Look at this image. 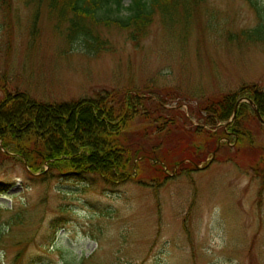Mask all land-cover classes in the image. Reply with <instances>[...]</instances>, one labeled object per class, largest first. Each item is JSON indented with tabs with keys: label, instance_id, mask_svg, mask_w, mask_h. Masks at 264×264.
I'll use <instances>...</instances> for the list:
<instances>
[{
	"label": "rangeland",
	"instance_id": "374dc122",
	"mask_svg": "<svg viewBox=\"0 0 264 264\" xmlns=\"http://www.w3.org/2000/svg\"><path fill=\"white\" fill-rule=\"evenodd\" d=\"M39 2L0 4V78L32 98L129 90L188 114L201 96L264 86V45L230 39L259 22L249 0H202L188 23L156 14L139 42L90 24L106 41L98 53L71 43L68 23ZM211 159L193 171L167 168L161 183L144 162L140 178L118 184L30 175L23 162L0 159V264H264V167Z\"/></svg>",
	"mask_w": 264,
	"mask_h": 264
},
{
	"label": "trees",
	"instance_id": "16d2710c",
	"mask_svg": "<svg viewBox=\"0 0 264 264\" xmlns=\"http://www.w3.org/2000/svg\"><path fill=\"white\" fill-rule=\"evenodd\" d=\"M44 1L50 14L68 23L71 43L78 41L87 52L98 53L106 41L90 24H113L139 42L156 14L165 22L188 23L202 0ZM249 1L259 22L230 34V39L264 45V10L257 0ZM104 9L110 16H100ZM9 84L6 76L0 78V159L23 162L30 175L50 170L72 177L98 174L118 184L140 178L142 163L147 162L152 179L161 183L168 176L165 166L193 171L214 152L216 159L241 161L256 171L264 167V123L248 104L239 106L227 127L218 125L232 117L237 100L245 96L264 118V86L259 84L192 99L188 114L182 104L169 109L161 100L129 90H103L71 102L49 103L12 90ZM195 119L203 125H195Z\"/></svg>",
	"mask_w": 264,
	"mask_h": 264
},
{
	"label": "water",
	"instance_id": "95a60500",
	"mask_svg": "<svg viewBox=\"0 0 264 264\" xmlns=\"http://www.w3.org/2000/svg\"><path fill=\"white\" fill-rule=\"evenodd\" d=\"M240 101H249L250 105L252 106V108H253V110L255 111V113L257 114V116H258V117L264 122V119L262 118V116H261V114H260V112H259V109H258L257 106L255 105V103L253 102V100H251V99L245 97V98H241V99L238 101V103H239ZM237 108H238V105H236V107H235L233 119H234L235 116H236ZM229 122H230V121H229ZM0 144H2V143L0 142ZM197 167H201V166L197 165Z\"/></svg>",
	"mask_w": 264,
	"mask_h": 264
}]
</instances>
